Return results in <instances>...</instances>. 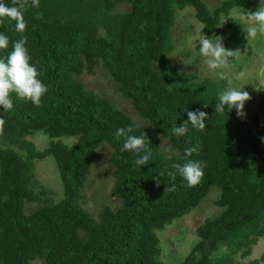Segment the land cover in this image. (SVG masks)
Wrapping results in <instances>:
<instances>
[{
    "label": "trees",
    "instance_id": "trees-1",
    "mask_svg": "<svg viewBox=\"0 0 264 264\" xmlns=\"http://www.w3.org/2000/svg\"><path fill=\"white\" fill-rule=\"evenodd\" d=\"M218 1L211 9L205 0H39V7L32 0H3L23 5L26 29L17 32L14 21L0 19V33L9 38L0 58L26 37L31 63L48 92L40 106L13 96L14 108L0 109V264H162L157 231L189 215L214 188L221 190L216 205L222 213L198 227V242L182 264H236L240 253L252 255L264 238L260 114L246 106L243 116L227 107L215 112L217 93L229 81L181 73L171 58L179 13L193 9L204 35L213 37L224 18L246 16L259 5V0ZM119 5L127 10L117 13ZM237 21L230 18L227 34L239 31ZM235 58L232 51L228 65L246 71L245 61L237 65ZM99 67L150 129L86 88L82 77L96 75ZM188 111L207 113L206 128L200 132L189 124L188 133L177 137L172 128L188 119ZM120 128L124 136L116 135ZM37 134L50 139L44 151L30 140ZM127 135L145 137L152 152L148 165L137 166L135 153L121 151ZM67 138L77 141L69 145ZM159 139L172 156L161 150ZM104 143L112 148L113 196L121 203L104 208L97 219L81 202ZM192 146L198 151L187 156ZM48 157L57 163L65 197L27 213V204L40 200L32 167ZM188 160L203 167L194 187L174 167ZM223 249L227 253L220 255ZM262 263L264 254L249 264Z\"/></svg>",
    "mask_w": 264,
    "mask_h": 264
},
{
    "label": "rangeland",
    "instance_id": "rangeland-1",
    "mask_svg": "<svg viewBox=\"0 0 264 264\" xmlns=\"http://www.w3.org/2000/svg\"><path fill=\"white\" fill-rule=\"evenodd\" d=\"M205 2L211 9L220 6L218 0H205ZM259 7L260 3L251 12H255ZM126 10V5H119L116 12L120 13ZM232 16L238 20L236 25H240V29L237 32L227 34L226 28ZM231 17L224 18L223 24L215 36L221 37L224 47L235 53L237 65H243L241 64L242 60L245 61L244 67L246 71H240L236 64L231 66L227 63L215 69L208 66L205 59L199 55V42L205 36L203 26L195 18V13L191 8L179 13L177 18L173 31L175 51L171 56L172 62L179 72L196 75L199 80L227 79L231 87L241 90L244 88L251 97L246 102V109L260 114L261 125L264 128V35L258 34L255 38L247 39V29L253 26L252 22L243 13L239 12L232 13ZM243 34L245 36L241 38ZM250 53L253 54V57L249 56ZM82 82L88 90L94 91L110 100L116 108L133 117L138 124L144 125L145 122H142L134 113L131 103L121 95L117 84L112 81L103 67L97 68L96 75L85 74L82 77ZM145 126L150 129L148 123ZM30 140L41 151H44L50 145V139L43 134H37L31 137ZM76 141L77 138H67L64 143L72 145ZM159 141L161 150L169 157L172 156L174 153L170 151L168 144L161 139ZM111 154L112 148L110 145L107 143L102 144L88 175L86 186L83 189L81 205L97 219L104 208L112 207L117 209L121 203L120 200L113 196L115 167L111 162ZM32 181L35 184V196H39L40 200L28 203L26 207L27 213L34 212L45 203H56L64 199L65 185L53 157L35 161L32 167ZM220 194L221 190L214 188L189 215L175 220L164 230L157 231L161 242L162 264H182L184 262L198 242V227L204 224L208 218L218 217L222 213V210L216 205ZM226 253L227 251L223 249L220 255ZM263 254L264 238L254 246L251 256L243 258L240 253L235 257V263L249 264L254 260L260 259ZM32 264H44V262L37 260L32 262Z\"/></svg>",
    "mask_w": 264,
    "mask_h": 264
},
{
    "label": "clouds",
    "instance_id": "clouds-1",
    "mask_svg": "<svg viewBox=\"0 0 264 264\" xmlns=\"http://www.w3.org/2000/svg\"><path fill=\"white\" fill-rule=\"evenodd\" d=\"M259 3L260 7L255 12H245L248 20L253 24L247 29V39L255 38L258 34L264 35V0H259ZM32 6L39 7V0H32ZM5 17L15 22L14 27L17 32L23 33L25 31L26 22L23 5L20 7L8 6L3 0H0V19ZM26 44V37L13 42L11 51L8 52L7 56L0 58V109L4 113L14 108L13 96L40 106L42 97L48 92V87L40 79V73L36 66L31 63L32 58ZM8 46L9 38L4 33H0V50H6ZM231 53L232 51L224 47L221 37L204 36L199 42V55L205 59L212 69L226 65L229 62ZM217 98L218 103L215 106V112H226L227 107L228 112L235 110L238 116H243L246 102L251 97L244 88L241 90L228 86L217 93ZM187 116L188 119L183 124L172 128V133L175 136H185L189 131V124L193 129L200 132L205 130L207 113L188 111ZM131 131V128L127 129V132L131 133ZM116 135L124 136L125 129H117ZM121 151L135 153L137 155L135 160L137 166L148 165L152 156L151 148L146 143L143 135H127ZM197 151L196 146L189 147L186 149V155L191 156L192 153ZM174 167L180 177L186 181L188 187L196 186L204 174L201 162L196 160H188L186 163L177 164ZM169 175L173 174L169 173ZM159 176L164 177L162 173Z\"/></svg>",
    "mask_w": 264,
    "mask_h": 264
}]
</instances>
